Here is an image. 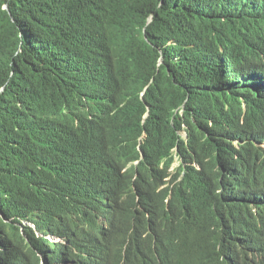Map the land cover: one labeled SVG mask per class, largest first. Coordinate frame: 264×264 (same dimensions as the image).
Segmentation results:
<instances>
[{"label":"trees","instance_id":"1","mask_svg":"<svg viewBox=\"0 0 264 264\" xmlns=\"http://www.w3.org/2000/svg\"><path fill=\"white\" fill-rule=\"evenodd\" d=\"M92 142L156 216L98 223ZM107 234L125 264H264V0H0V264Z\"/></svg>","mask_w":264,"mask_h":264},{"label":"clouds","instance_id":"2","mask_svg":"<svg viewBox=\"0 0 264 264\" xmlns=\"http://www.w3.org/2000/svg\"><path fill=\"white\" fill-rule=\"evenodd\" d=\"M72 165L85 170L91 180H99L101 182L103 188L102 197L97 201L99 210L102 213V218L98 221L99 224L104 222L109 225L110 218L112 217L110 209L114 210L115 215L119 218V222L124 220L128 215L142 211V204L146 201V196L144 201H139L140 195L145 194L140 191V182L137 181L138 175L136 179L124 182L123 174L126 173V170L122 171L120 168H115L114 162L106 150L99 148L96 143L92 142L76 160L72 161ZM179 166L180 160L176 157L171 171L175 172V169ZM128 182L130 184L126 186ZM116 186L119 187L118 190L115 189ZM118 224L112 219L110 227L113 228L115 226L113 229H117ZM73 233L74 229L72 227L69 230L59 232L57 235H49V239L54 244L55 251L59 253L61 251V254L68 260L73 255L77 261V250L72 241ZM64 249L67 250L64 251ZM126 261H128L126 250H122L114 243L113 235L107 234V237L100 240L94 251L83 263L125 264ZM131 264L133 263L131 262Z\"/></svg>","mask_w":264,"mask_h":264},{"label":"bare ground","instance_id":"3","mask_svg":"<svg viewBox=\"0 0 264 264\" xmlns=\"http://www.w3.org/2000/svg\"><path fill=\"white\" fill-rule=\"evenodd\" d=\"M101 5V4H100ZM187 6V5H186ZM263 23V22H262ZM52 61V60H51ZM258 79V78H257ZM112 106V105H111ZM196 108V107H195ZM103 117V116H102ZM102 119V118H101ZM105 118H103V120H104ZM108 189H109V185H108ZM115 189L116 190H118L119 189V187H115ZM148 194V192H146V195ZM158 194V193H157ZM124 196H126V195H124ZM105 199H106V197H105ZM144 199H145V195H143V194H141L140 195V199H139V201L140 202H142V201H144ZM107 200V199H106ZM109 200V199H108ZM166 202H168V201H166ZM117 205V204H116ZM146 206H147V213L149 214V215H151V216H156V213L152 210V204L151 205H148L147 204V201H146ZM110 212H111V214H112V217L110 218V223H109V225H108V227L111 225V221H112V219L116 222V224H118L119 223V218H118V216H116L115 215V213H114V210H112V209H110ZM151 226V225H150ZM149 226V227H150ZM115 227V226H114ZM113 227V228H114ZM67 249H64V251H66Z\"/></svg>","mask_w":264,"mask_h":264},{"label":"rangeland","instance_id":"4","mask_svg":"<svg viewBox=\"0 0 264 264\" xmlns=\"http://www.w3.org/2000/svg\"><path fill=\"white\" fill-rule=\"evenodd\" d=\"M177 166H178V164H177Z\"/></svg>","mask_w":264,"mask_h":264}]
</instances>
